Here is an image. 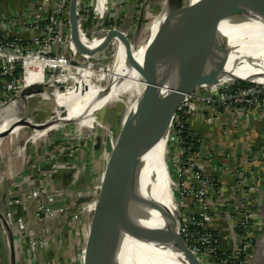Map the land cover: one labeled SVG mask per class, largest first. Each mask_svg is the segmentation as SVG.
<instances>
[{
  "label": "rangeland",
  "instance_id": "374dc122",
  "mask_svg": "<svg viewBox=\"0 0 264 264\" xmlns=\"http://www.w3.org/2000/svg\"><path fill=\"white\" fill-rule=\"evenodd\" d=\"M164 1L111 0L102 15V24H98L99 17L93 14L94 19L90 18L81 31L86 38L98 31L106 34L118 31L127 37L122 47L123 53L132 54L145 44L150 35L155 38L145 45L150 46L155 39L163 37V33L158 31L156 18L161 14ZM246 1L249 0H233L230 11L222 22L214 16L211 6L202 5L207 13L209 36L214 26H217L220 38L218 45L231 41L238 34L239 25L246 14L241 5ZM89 2L86 4V16L99 10H95ZM127 28H130L127 31L130 34L124 32ZM251 32L254 39L262 37L264 27ZM117 41L103 37L96 40L93 46L101 48V51L80 56V60L74 58L72 61L79 63L72 65L75 68L74 74L55 73L53 79L56 83L50 88L58 90L62 86H77L80 81L86 80L91 84L98 83L102 89L112 85L113 92L118 90L116 84L111 83L116 64ZM115 80L116 78L114 82ZM142 80L149 81L147 77ZM29 85L32 83H27ZM131 93L133 92L128 91L117 100L107 101L98 110L83 116L82 120L63 121L55 117L57 114L54 103L51 100L44 101L39 96L27 98L22 110L17 108L18 103L21 104V100L17 98L14 103L8 104V108L0 107V111L6 109L0 119V126H4L0 127V132L9 131V135L0 140L16 137L11 144L12 150L9 148L8 152H0V161L4 159L8 162L0 175L12 171L17 166L16 161H21L23 172L34 167L33 177L37 180L34 189L24 193L16 203L22 211H27V217L23 214L16 223L19 230L17 235L20 233L23 238L24 264L92 263L96 218L105 188L108 164L115 146L123 136L124 128L140 112L146 97L144 90L140 95L139 92L133 95ZM22 118L31 119L30 121L43 127L54 121L56 124L45 131L26 124L15 131L13 126ZM14 155H18L19 159L10 162L9 159ZM10 203L9 201V206ZM3 236L7 243L4 232ZM205 264L214 263L211 261Z\"/></svg>",
  "mask_w": 264,
  "mask_h": 264
},
{
  "label": "built area",
  "instance_id": "2783aa9c",
  "mask_svg": "<svg viewBox=\"0 0 264 264\" xmlns=\"http://www.w3.org/2000/svg\"><path fill=\"white\" fill-rule=\"evenodd\" d=\"M69 1L36 0L32 15L39 34L27 41L18 36L7 38L0 34V85L4 96H1L0 107L15 102L18 94L28 87L27 83L49 85L55 81V73L74 74L71 61L74 58L80 60V55L72 47L67 50L71 46ZM88 1L95 10L101 7L98 12L92 11L86 16ZM110 2L78 0L77 31L82 44L88 40L81 31L85 23L90 18L94 19L93 14L100 19L103 15L100 13L108 8ZM263 109L264 84H224L185 95L173 122L166 148V170L179 212L181 237L200 263L249 264L253 260L257 222L251 208L257 192L255 160L245 157L240 164L232 154L221 153L217 149L213 154L214 144L209 146V153L205 147L202 157L199 150L187 148L182 137L185 126L189 125L191 129L192 121L206 127L223 125L226 124V116L250 115ZM227 126L222 128V135L229 138ZM219 198H224L225 203L215 214L213 199L219 201ZM225 219L232 221L238 240L230 255L221 260L216 255L221 251V245H226L227 237L226 231L216 224ZM222 250L221 254L226 255L225 249Z\"/></svg>",
  "mask_w": 264,
  "mask_h": 264
},
{
  "label": "water",
  "instance_id": "95a60500",
  "mask_svg": "<svg viewBox=\"0 0 264 264\" xmlns=\"http://www.w3.org/2000/svg\"><path fill=\"white\" fill-rule=\"evenodd\" d=\"M232 2L233 0H229L219 15L214 13L219 22L226 19ZM77 3L78 0L69 1L68 20L71 46L68 47V51L72 47L80 56L96 54L101 51V48L92 49L93 44L102 37L107 40L116 39L120 46L124 47L127 37L125 38L118 31L108 34L95 32L88 45L82 44L77 31ZM241 8L243 12L246 11V14L239 25L238 34L231 41L219 45L217 26H214L209 36L205 15L207 44L201 46L202 33L198 2L193 0L164 1L161 13L164 17V27L169 43V59L157 74L153 91L150 93L149 90H144L146 97L140 112L126 125L122 138L112 152L107 168L105 188L97 212V229L91 264H121L117 252L120 237L132 215L148 197L157 172L163 163L166 168L168 138L185 95L196 90L224 84H264L256 81L253 76L244 78L234 74L239 58L246 54L253 42L251 31L264 27L263 0L246 1ZM103 20L102 16L98 24L101 25ZM211 47L215 49L209 51ZM129 55L131 54H126V56ZM145 60L148 64L156 66L155 58L149 56ZM78 64L76 61H71V65ZM131 66L139 68L140 65L131 59ZM148 79L150 82V77ZM55 83L56 81L49 85L28 86L18 94L17 99L25 103L27 98L42 94L46 89L55 86ZM58 91H63V87L58 88ZM90 105L91 102L88 106ZM17 124L19 128L28 124L39 131L41 129L45 131L56 123L54 121L43 127L30 120H20ZM7 135H9L8 132H0V138ZM199 151L203 157L205 147L200 146ZM176 210L178 239L190 254L192 262L200 264L181 237L177 207ZM6 219L7 217L5 218L0 213V224L7 240L6 251L9 264H16L14 233Z\"/></svg>",
  "mask_w": 264,
  "mask_h": 264
},
{
  "label": "bare ground",
  "instance_id": "6f19581e",
  "mask_svg": "<svg viewBox=\"0 0 264 264\" xmlns=\"http://www.w3.org/2000/svg\"><path fill=\"white\" fill-rule=\"evenodd\" d=\"M193 1L198 2L200 29L202 33L201 46H204L207 44V34L204 24L206 11L203 6H211L213 12L219 15L224 5L229 2V0ZM156 23L159 28L158 31L163 33V37L155 39L152 45L148 46L145 44L151 42L155 38L154 35H150L146 39L145 44L143 46L141 45L142 47L139 50L132 52L129 56H126L125 52L123 53V49L119 41H117V57L115 70L113 75H111V83H115L118 90L113 92V90H111L112 85L107 89H102L98 83L91 84L90 81L83 80L80 81L77 86H62L63 91L51 88L46 89L38 96L44 101L51 100L54 103L56 108L55 113L57 114L55 117L61 118L63 121H69L84 119L83 116H87V114L98 110L100 106L107 101L109 102L111 100H117L119 97L121 98V96L123 97L125 92L132 91L133 93H131V95L139 92L140 95L143 90H149L151 93L156 85L157 74L166 65L169 59V43L162 13L156 18ZM153 33H155V29ZM90 39L91 37H88L84 45H88ZM214 49V47H211L209 51ZM149 56L156 59V66H152L146 62L145 58ZM131 59H134L137 65H140L139 68L138 66L135 68L131 66ZM234 74L237 77L244 78L253 76L256 81L264 83V36L253 40L246 54L239 58ZM145 77H150V82L147 83L142 80V78ZM115 78L116 80L114 82ZM90 102L91 105L89 107L88 105ZM17 108L22 110L23 103H18ZM11 110L13 111V109ZM22 120L27 121L25 118H22ZM17 125L18 124L13 126L15 131L19 129ZM0 127L4 128V126ZM153 233L155 234L153 235ZM177 233L178 220L176 205L174 203V190L163 163L157 172V177L148 197L132 215L125 231L120 237L117 246L120 263L194 264L190 254L179 241Z\"/></svg>",
  "mask_w": 264,
  "mask_h": 264
},
{
  "label": "crops",
  "instance_id": "0c3cea01",
  "mask_svg": "<svg viewBox=\"0 0 264 264\" xmlns=\"http://www.w3.org/2000/svg\"><path fill=\"white\" fill-rule=\"evenodd\" d=\"M106 1V0H104ZM36 5V0H0V34H4L7 38L18 36L23 41H27L33 36L39 34V29H36L37 23L33 17V9ZM104 5V4H103ZM101 6L98 7L100 9ZM104 13L103 11L100 13ZM0 87V99H2ZM2 96V97H1ZM5 110V109H4ZM2 110V111H4ZM0 111V117L5 112ZM223 125L204 126L202 123L191 122V126L201 134L205 135V139L210 141V146L214 144L212 152L217 149L219 152L232 154L235 159L241 162L246 158L255 160V183L257 192L254 195V202L251 205L253 212L256 215L257 222L255 227V244L253 260L249 264H264V109L255 111L250 115H234L224 117ZM229 129V138L222 135V128ZM16 137L5 138L0 140V152L12 150L11 144ZM210 149L206 150L209 153ZM8 152V151H7ZM19 159L18 155L12 156L10 162H15ZM17 166L12 171L0 175V213L7 217L14 233V242L16 250V264H24L25 255H23V238L17 235L16 223L24 216L27 217V211L16 206L17 201L22 195L33 190L35 182L34 167L30 170H24L21 161H16ZM8 165L6 160L0 161V171H3ZM26 167V164H25ZM36 168V167H35ZM36 172V169H35ZM213 199V212L219 213L224 205V198ZM12 206L8 205V202ZM24 212V213H23ZM18 220V221H17ZM231 220L217 221L216 227H220L226 231L227 240L226 247L231 250L236 245L237 236ZM19 231V230H18ZM6 243L4 241L2 226L0 224V264H9V258L6 251Z\"/></svg>",
  "mask_w": 264,
  "mask_h": 264
},
{
  "label": "trees",
  "instance_id": "16d2710c",
  "mask_svg": "<svg viewBox=\"0 0 264 264\" xmlns=\"http://www.w3.org/2000/svg\"><path fill=\"white\" fill-rule=\"evenodd\" d=\"M108 24V23H106ZM127 34H130V32H127L128 30H130V28H127V29H124ZM0 87H2L0 85ZM189 129V130H188ZM194 133L198 134V135H194ZM203 133L201 132V134L195 129V127H189V125L185 126V133H183L182 137L186 140L187 142V148H191L192 150H199L200 149V146H204L206 147V149L209 148L210 146V141H207L205 139V135L204 137H202ZM214 154V153H213ZM214 177V176H213ZM39 183V182H38ZM230 186V185H229ZM14 245H15V242H14ZM225 246V247H224ZM225 249L226 251V255H222L221 253L223 252V248ZM231 253V250H229V248L226 247V245H221V251L216 255L217 258L221 259V260H224L225 258H227V255H230ZM16 257H17V254H16Z\"/></svg>",
  "mask_w": 264,
  "mask_h": 264
}]
</instances>
